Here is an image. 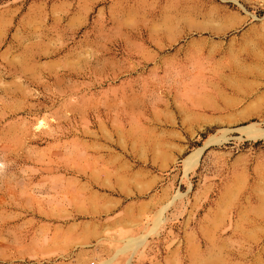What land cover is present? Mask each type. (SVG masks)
<instances>
[{"label": "rangeland", "instance_id": "374dc122", "mask_svg": "<svg viewBox=\"0 0 264 264\" xmlns=\"http://www.w3.org/2000/svg\"><path fill=\"white\" fill-rule=\"evenodd\" d=\"M0 264H264V0H0Z\"/></svg>", "mask_w": 264, "mask_h": 264}]
</instances>
